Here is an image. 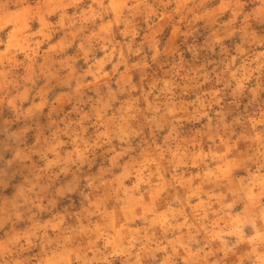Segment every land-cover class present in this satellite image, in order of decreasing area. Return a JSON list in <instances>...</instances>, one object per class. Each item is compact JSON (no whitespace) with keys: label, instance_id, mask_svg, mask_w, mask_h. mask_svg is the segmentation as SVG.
<instances>
[{"label":"clouds","instance_id":"clouds-1","mask_svg":"<svg viewBox=\"0 0 264 264\" xmlns=\"http://www.w3.org/2000/svg\"><path fill=\"white\" fill-rule=\"evenodd\" d=\"M0 264H264V0H0Z\"/></svg>","mask_w":264,"mask_h":264}]
</instances>
